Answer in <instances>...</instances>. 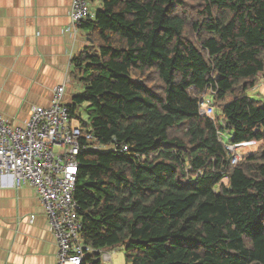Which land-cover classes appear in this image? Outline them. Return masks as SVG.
I'll return each mask as SVG.
<instances>
[{"label": "trees", "instance_id": "16d2710c", "mask_svg": "<svg viewBox=\"0 0 264 264\" xmlns=\"http://www.w3.org/2000/svg\"><path fill=\"white\" fill-rule=\"evenodd\" d=\"M99 2L68 108L127 150L79 153L80 238L125 264H264V0ZM224 142L257 147L230 164Z\"/></svg>", "mask_w": 264, "mask_h": 264}, {"label": "crops", "instance_id": "0c3cea01", "mask_svg": "<svg viewBox=\"0 0 264 264\" xmlns=\"http://www.w3.org/2000/svg\"><path fill=\"white\" fill-rule=\"evenodd\" d=\"M70 2L0 0V112L12 126L23 125L33 108L47 105L67 76L64 103L70 104L82 89L79 81H73L71 60L90 41L85 27L75 36L65 31ZM99 6V0H91L95 12ZM72 120L78 122L76 117ZM54 241L34 188L27 184L16 188L10 176H3L0 264H53ZM118 249L122 250L113 249L110 261L102 263L125 264Z\"/></svg>", "mask_w": 264, "mask_h": 264}, {"label": "built area", "instance_id": "2783aa9c", "mask_svg": "<svg viewBox=\"0 0 264 264\" xmlns=\"http://www.w3.org/2000/svg\"><path fill=\"white\" fill-rule=\"evenodd\" d=\"M94 15L90 0H71L65 31L75 36ZM69 77L54 88L47 105L32 109L23 125H10L0 112V185L3 176H10L14 187L27 184L34 188L54 236L53 264H81L85 255L92 252L98 253L96 259L107 263L113 249L93 248L80 238L83 223L73 196L80 164L78 155L82 150L125 152L127 145L116 139L106 144L95 143L92 132L84 133L79 122L74 123L63 101ZM198 102L201 115L213 114L208 94H202ZM250 143L224 142L230 164L240 158L238 147Z\"/></svg>", "mask_w": 264, "mask_h": 264}, {"label": "rangeland", "instance_id": "374dc122", "mask_svg": "<svg viewBox=\"0 0 264 264\" xmlns=\"http://www.w3.org/2000/svg\"><path fill=\"white\" fill-rule=\"evenodd\" d=\"M73 81L74 82H78V77L77 76H73ZM249 95L253 98H258L264 101V82L257 84V87L255 88V90H249L248 91ZM86 109L85 106L81 107V111H84ZM84 116V114L82 115ZM85 122H87V118L85 117ZM257 145L252 143V144H248V145H244V146H240L238 147V152L242 155V154H246V153H252L255 149H256ZM118 251L121 253L122 256V250Z\"/></svg>", "mask_w": 264, "mask_h": 264}]
</instances>
